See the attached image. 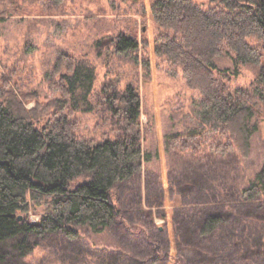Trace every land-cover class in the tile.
<instances>
[{"label":"trees","instance_id":"1","mask_svg":"<svg viewBox=\"0 0 264 264\" xmlns=\"http://www.w3.org/2000/svg\"><path fill=\"white\" fill-rule=\"evenodd\" d=\"M219 1L222 7L213 8L193 0L151 4L154 21L165 30L155 39V53L171 64V74L180 69L187 86L199 92L198 124L166 137L168 153H186L190 160L184 171L169 175L170 189L180 190L181 203L173 207L170 222L166 211L157 213L164 226L140 205L129 214L133 204L130 209L118 205L112 193L152 159L141 143L137 88L107 90L103 98L120 132L114 139L98 141L77 135L72 117L80 109L94 108L89 97L95 69L84 60L60 53L47 74L56 96L41 104L35 91L34 108L25 105L29 95L21 99L3 82L0 264H32L26 258L40 240L64 235L74 241L85 226L96 234H123L122 243L104 251L103 262L108 264H264V164L247 182L240 164L251 153L255 107L249 90L227 82L215 62L226 53H234L240 63L261 62L264 0ZM249 37L259 45H252ZM139 46L137 38L123 33L115 43L119 54ZM253 83L254 97L264 106V67ZM78 177L85 179L72 185ZM156 185L158 197H163L162 182ZM41 202H46L47 211L38 221L29 219L31 203ZM135 214L138 221L126 216Z\"/></svg>","mask_w":264,"mask_h":264},{"label":"rangeland","instance_id":"2","mask_svg":"<svg viewBox=\"0 0 264 264\" xmlns=\"http://www.w3.org/2000/svg\"><path fill=\"white\" fill-rule=\"evenodd\" d=\"M193 1L208 8L222 7L219 0ZM154 2L0 0V10L5 11L4 14L0 12V17H5L0 20V86L3 82L10 83L9 88L21 99L29 95L31 99L25 101V105L34 108L35 91L41 104L56 96L50 81H47V74L54 70L60 53L67 52L84 60L95 69V82L89 97L94 108L91 111L80 109L73 112L72 117L77 121V135L98 141L114 139L120 132L119 124L108 111L103 98L107 90L124 91L128 85L137 88L142 100L141 143L152 159L144 161L140 173L128 183L116 187L112 193L118 205L130 209L133 204L129 214L135 213L137 205H140L139 209L155 216L157 225L164 226L165 220L157 213L166 211L170 222L173 207L181 203L180 190L175 189L174 193L170 189L169 175L173 177L174 170L184 171L186 162L190 160L186 153H168L166 137L184 134L198 124L195 99L199 98V92L187 86L180 69L177 74H171V64L155 53V39L165 30L153 19L151 4ZM122 33L138 39L140 46L135 52L119 54L116 51L115 43ZM248 41L254 46L259 45L253 37ZM260 60V63H240L235 60L234 53H226L215 60L216 71L222 70L227 82L249 90L255 107L252 125L256 130L251 138V153L240 162L247 175L245 182L253 178L264 164V106L253 93V81L264 67V52ZM206 146L204 149L208 148ZM226 167L230 168V165ZM84 179L78 177L72 180V185ZM160 181L165 188L163 197H158L161 194L156 184ZM137 195L140 204L137 203ZM149 202L155 205L152 207ZM30 206L27 215L33 221H38L47 211L46 202L31 203ZM126 216L131 222L139 220L136 214ZM79 229V237L74 241L64 235L40 240V245L26 258L27 262L108 264L103 262L104 251H113L120 241L122 243L123 234L114 230L96 234L86 226Z\"/></svg>","mask_w":264,"mask_h":264},{"label":"water","instance_id":"3","mask_svg":"<svg viewBox=\"0 0 264 264\" xmlns=\"http://www.w3.org/2000/svg\"><path fill=\"white\" fill-rule=\"evenodd\" d=\"M19 218L21 219V218H22V216L20 215V216H19Z\"/></svg>","mask_w":264,"mask_h":264}]
</instances>
